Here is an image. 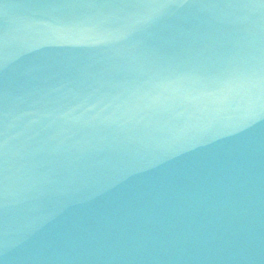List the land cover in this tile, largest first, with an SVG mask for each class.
<instances>
[{
	"label": "water",
	"instance_id": "1",
	"mask_svg": "<svg viewBox=\"0 0 264 264\" xmlns=\"http://www.w3.org/2000/svg\"><path fill=\"white\" fill-rule=\"evenodd\" d=\"M0 264H264V0H0Z\"/></svg>",
	"mask_w": 264,
	"mask_h": 264
}]
</instances>
